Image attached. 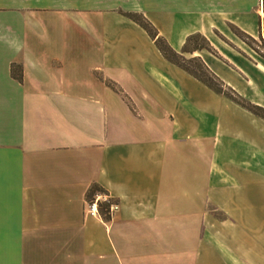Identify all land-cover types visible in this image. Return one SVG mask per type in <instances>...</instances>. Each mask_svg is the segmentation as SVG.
Here are the masks:
<instances>
[{"label": "crops", "instance_id": "obj_1", "mask_svg": "<svg viewBox=\"0 0 264 264\" xmlns=\"http://www.w3.org/2000/svg\"><path fill=\"white\" fill-rule=\"evenodd\" d=\"M169 1L0 0V264H264V118L124 15L146 10L176 51L203 34L213 51L186 55L264 108L234 31L264 40V11Z\"/></svg>", "mask_w": 264, "mask_h": 264}, {"label": "trees", "instance_id": "obj_2", "mask_svg": "<svg viewBox=\"0 0 264 264\" xmlns=\"http://www.w3.org/2000/svg\"><path fill=\"white\" fill-rule=\"evenodd\" d=\"M124 15L129 17L139 26H141L148 36L154 41L156 47L159 49L161 54L169 62L182 68L197 80L202 82L204 85L209 87L211 90L220 94L231 101L241 105L255 115L264 118V108L240 95L233 87L226 84L222 79H220L205 63V61L200 56L186 57V54H194L195 52L208 50L213 51V47L210 41L203 34L197 32L189 35L181 49V51H176L168 42V40L162 36L156 27L149 21L143 14L137 12H124ZM237 30V29H236ZM237 35L245 36L251 38L247 34L237 30ZM240 33V34H239ZM18 73L17 77L22 79V74L17 69H14L13 73ZM16 73V74H17ZM115 90V86L109 83ZM96 194L109 195L108 192L99 184H93L87 192V201L93 202ZM99 212L105 219H110V202L101 201L98 202Z\"/></svg>", "mask_w": 264, "mask_h": 264}, {"label": "rangeland", "instance_id": "obj_3", "mask_svg": "<svg viewBox=\"0 0 264 264\" xmlns=\"http://www.w3.org/2000/svg\"><path fill=\"white\" fill-rule=\"evenodd\" d=\"M138 1L145 6V8L149 11V13H151L153 11L152 10V4H153L154 0H138ZM162 2L165 3V4H169L170 3L169 0H162ZM256 2H257L256 6H255L256 9L259 10V11H264V0H256ZM125 12H131V11H125ZM140 14H143L149 21H151L150 16H149V14H148V12L146 10H145V12H140ZM152 24L156 27V29L160 33L159 27H157L153 22H152ZM234 31H235V33L238 32L236 29ZM162 36H164L167 39L166 35L162 34ZM239 37H241L246 43V44L242 45L243 48H244L243 50H245L248 54H251L254 58L260 59L264 63V40L263 39L254 40L253 38H248V37L241 36V35ZM148 39H150V38L148 37ZM186 57L189 58L187 55H186ZM110 83H112V82H110ZM114 86L117 89L115 84H114ZM98 195L99 194H96L94 200H96Z\"/></svg>", "mask_w": 264, "mask_h": 264}, {"label": "built area", "instance_id": "obj_4", "mask_svg": "<svg viewBox=\"0 0 264 264\" xmlns=\"http://www.w3.org/2000/svg\"><path fill=\"white\" fill-rule=\"evenodd\" d=\"M110 202V212L113 211L116 208V203L111 200L107 195L99 194L96 198V200L93 201L91 207L93 210L96 209L97 203L99 200Z\"/></svg>", "mask_w": 264, "mask_h": 264}]
</instances>
